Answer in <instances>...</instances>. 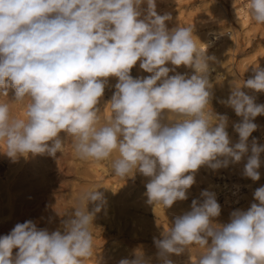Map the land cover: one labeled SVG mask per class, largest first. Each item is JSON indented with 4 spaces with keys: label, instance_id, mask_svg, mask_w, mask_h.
Segmentation results:
<instances>
[{
    "label": "clouds",
    "instance_id": "obj_1",
    "mask_svg": "<svg viewBox=\"0 0 264 264\" xmlns=\"http://www.w3.org/2000/svg\"><path fill=\"white\" fill-rule=\"evenodd\" d=\"M245 8L264 25V0H246ZM171 19L157 13L156 0H0V97L15 91L13 103L0 102V153L13 162L30 154L56 158L70 145L82 161L109 162L122 180L137 172L149 178L147 203L164 209L187 199L202 166L239 163L257 130L254 119L264 115V104L242 88L264 91V68L232 80L230 95L218 101L242 118L231 145L228 117L212 108L210 45L193 25L169 30ZM138 61L150 76L132 77ZM179 66L194 72L177 73ZM111 77L115 91L102 110ZM12 104L22 111L14 114ZM250 151L243 175L257 181L264 145L253 138ZM100 187L72 199L73 211L61 214L63 232L28 220L0 236V264H86L96 257L93 222L107 205ZM201 197L164 227L163 239L154 238L163 264L186 248L195 250L192 264H264V186L254 192L258 204L233 211L223 225L214 220L221 212L216 194L204 190ZM134 257L119 264H150L139 248Z\"/></svg>",
    "mask_w": 264,
    "mask_h": 264
},
{
    "label": "rangeland",
    "instance_id": "obj_2",
    "mask_svg": "<svg viewBox=\"0 0 264 264\" xmlns=\"http://www.w3.org/2000/svg\"><path fill=\"white\" fill-rule=\"evenodd\" d=\"M246 0H156V11L159 15L170 14L172 19L166 21L169 30L183 25H193L194 35L210 46L206 52L214 56L210 61L214 71L210 74L213 84L214 98L212 108L218 114L228 117V132L231 145L239 141V134L233 124L241 121L234 110L218 101L230 95V82L234 79L247 80L254 73L253 67L264 68V25L252 19L248 29L244 30L240 22L233 18V8L245 4ZM147 6L143 9H146ZM218 37V38H217ZM248 37V38H247ZM249 37L251 39H249ZM174 66L170 62L166 65ZM180 74L192 75L194 70L185 66L176 67ZM133 78L150 76L137 63L131 70ZM175 73L170 72L169 75ZM117 79L109 78V86L105 88L99 106L110 102L115 91ZM246 94L255 98L257 104H264V91L257 92L242 88ZM15 91L8 89L7 97H0V102H14ZM22 105L12 104L14 114L22 111ZM257 130L249 137V152L239 163L229 164L226 168L212 170L207 166L199 168L195 174V184L187 191V199L177 200L170 208L162 206L154 208L147 203L145 195L149 178L140 173L134 177L121 178L112 174L109 162L82 161L78 159L69 145L62 155L56 158L48 155H29L13 162L0 153V236L7 235L17 223L32 220L39 229H47L50 233L61 230L64 212H72V199L80 192L94 185L101 186L107 205L94 220V243L97 254L86 264H119L122 259H133L134 251L140 249L150 264H159V249L154 238L163 239L164 227L172 226L178 216L191 211L193 200L203 201L201 192L212 189L211 186L240 183L238 199L230 203L225 200L224 191L216 195L221 206L220 215L214 218L216 223L227 224L231 213L237 209L248 210L254 199V192L264 186V152L260 154L261 166L258 169L260 179L253 181L243 175L244 164L251 155L250 147L253 138L258 145H264V115L257 116L254 121ZM63 137L64 134L61 133ZM93 205H89L91 210ZM17 249L13 250V255ZM129 252V253H128ZM129 254V255H128ZM189 249L180 255L170 254L173 264H192Z\"/></svg>",
    "mask_w": 264,
    "mask_h": 264
},
{
    "label": "bare ground",
    "instance_id": "obj_3",
    "mask_svg": "<svg viewBox=\"0 0 264 264\" xmlns=\"http://www.w3.org/2000/svg\"><path fill=\"white\" fill-rule=\"evenodd\" d=\"M245 4H246V2H245ZM245 4L240 3L237 6H235L233 8L232 16H233V18L238 20V22H240V25L244 30H247L251 18H250L249 14L245 8ZM146 6H147V4L145 3V4L141 5V8L143 9ZM249 39H251V38L249 37ZM206 41H210V39H207ZM206 41L205 42L201 41V42L207 44ZM137 63L140 64V61H138ZM212 66L213 65L210 64V67H212ZM240 186H241L240 183L235 182V183H232L231 185H229L228 187H225V185H223V186L222 185L211 186L212 189H210V187H209L208 191L214 192L216 195L218 193H220L221 191H224L225 200L230 203L231 201L235 202L238 199V197L240 195ZM148 256H145V257H148ZM159 264H163V259L159 261Z\"/></svg>",
    "mask_w": 264,
    "mask_h": 264
}]
</instances>
